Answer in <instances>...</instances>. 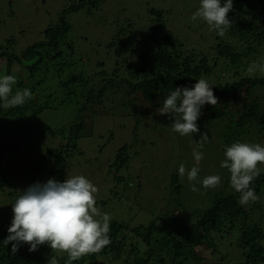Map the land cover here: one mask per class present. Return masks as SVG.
<instances>
[{
	"label": "rangeland",
	"instance_id": "1",
	"mask_svg": "<svg viewBox=\"0 0 264 264\" xmlns=\"http://www.w3.org/2000/svg\"><path fill=\"white\" fill-rule=\"evenodd\" d=\"M77 1L0 0V43L5 44L12 38L13 51H20L39 41L47 25L56 23L61 12L78 4ZM199 6L200 0H101L95 6L83 4L65 14L71 28L66 42L69 51L63 48L65 52L62 59L72 60L73 65L59 77L48 80L49 83L46 81L37 86L38 102L43 104L46 101L48 106L38 114H28L25 117L28 119L21 121V132L15 131L8 138L9 142L19 141L18 146L1 158L2 162H6L2 172L8 178L9 184L3 186L0 206L7 207L10 223L14 218L12 204L21 192L33 185L35 163L52 149L64 150L70 126L77 120H82L84 125L80 137L75 139V148L69 146L61 153L62 178L46 172L52 169L53 160L56 158L55 154L49 159L46 155L48 160L41 164V169L45 172L39 174L35 183H46L49 179L63 182L67 177L83 175L98 188L95 195L100 208L108 205L111 209L110 215L121 220L128 217L132 222L141 221L145 224L151 217L162 214L166 209L181 214L182 204L189 206V213L194 219L198 205L205 208L210 205L217 191L228 192L231 185L226 186L224 176L227 171L221 167L225 157L221 148L224 131L221 124L213 123L212 129L211 126L207 129L209 139L198 149L203 153V158L197 165L193 149L197 147L194 142H199L200 134L181 136L172 131L174 118L161 115V108L153 110L138 101H130L127 107L121 103L115 104V99L108 95L100 102L87 101L88 97L95 96V89L104 78H108L117 62L120 68L135 64L134 49L138 47L137 43L142 45L147 41L150 38V29L160 23L164 33L180 42L184 39L198 40L201 44L205 41L201 47L199 43L195 44L196 53L214 51L212 48L216 45V40L212 30H209L202 19H191ZM153 9L160 11L161 17L157 18L156 14L151 13ZM118 29L123 30L121 38H127L125 43L129 46L132 44L128 55L113 43ZM4 46L10 53L11 48ZM2 65L4 62L0 61V68ZM19 71V64H12L11 74ZM72 73L83 77L78 86L83 96L78 94L70 97L68 101L53 81ZM90 90L94 91L92 96L88 94ZM124 91L125 88H122L121 92ZM263 93L264 90L260 89L258 96ZM124 94L116 98H121V101L134 98L127 96L126 92ZM261 102L264 104V96L261 97ZM134 105L143 107V114L138 113L141 116L138 123ZM82 106L85 109H81ZM197 125L199 128L203 126ZM21 135H24V140L19 138ZM125 144L128 146L125 151L127 160L125 164L117 166V152ZM258 144L264 146V132L259 136ZM181 164L186 169L182 192L173 194L170 189L171 178L179 171ZM193 166H198L199 173L197 180L190 182L187 171ZM210 175H218L223 181L215 188L205 189L202 181ZM193 185L199 191H193ZM9 191H13L16 198L10 199L6 194ZM258 200L263 205V210L257 214L261 217L264 215V193ZM177 201H180L179 204ZM155 212L158 214L155 215ZM219 246L222 254L226 252L228 257L233 255L232 260L226 261L228 263L238 262L240 256H243L241 250L235 248V244L229 240H224ZM219 248L215 250V254H211L206 245L196 249L208 264H218L222 255Z\"/></svg>",
	"mask_w": 264,
	"mask_h": 264
},
{
	"label": "trees",
	"instance_id": "2",
	"mask_svg": "<svg viewBox=\"0 0 264 264\" xmlns=\"http://www.w3.org/2000/svg\"><path fill=\"white\" fill-rule=\"evenodd\" d=\"M77 2L78 4L63 10L56 23L47 25L39 41L26 48L13 51L12 38L5 44L0 43V61L4 62L0 68V76H15L17 82L13 85V93L27 88L32 94V98L26 100L22 106L11 109L0 107V194L4 193L3 186L9 184L8 178L2 172L6 162H2L1 158L9 151L15 150L19 142H9L8 138L13 133L21 132L19 125L21 121L28 119L25 118L28 114H38L48 106L46 101L43 104L38 102L37 86L59 77L73 65L72 60L62 59L65 52L63 48L69 51L66 42L71 28L65 14L83 4L95 6L101 0ZM224 2L225 0H221V5ZM151 13L156 14L157 18L162 15L154 9ZM228 18L232 21V26L224 36L211 31L207 25L214 34L216 45L212 48L214 51L200 54L194 51L198 40L184 39L180 42L179 39L164 33L161 23L152 27L150 38L142 45L137 43L138 47L134 49L135 64L120 68L117 62L108 78H104L101 85L95 89V96L88 97L87 101L100 102L108 95L115 99V104L121 103L128 107L130 101H138L147 108L156 110L162 108L164 100L176 87H191L196 80L204 78L218 98V104H205L202 107V114L197 121V124L203 125L199 128L200 132H206L210 126L212 129L213 123L221 124L224 128L221 146L223 154L227 147L235 142L257 144L259 136L264 132V104L261 102L264 93L258 96V91L264 90V73L257 71L255 74H249L247 68L253 61H264V0H233V10L228 13ZM123 34V30L118 29L113 43L128 55L132 44L129 46L125 43L127 38H121ZM204 43L205 41L199 43L200 47ZM4 45L11 48L10 53ZM15 62L19 64L20 71L11 74L10 68ZM56 79L53 83L63 92L66 100L69 101L70 97L78 94L83 96L78 90L79 83L83 81L82 75L72 73L67 74L65 78ZM122 88H125L124 93L126 92L127 96L134 98L122 101L121 98L117 99L119 95H125L121 92ZM93 93V90L88 91L91 96ZM85 106L81 109H85ZM135 106L133 109H137L135 119L138 123L141 118L138 113L143 114V107ZM83 125L82 120H77L70 126L64 150L69 146L75 148V139L80 137ZM19 138L25 139L24 135ZM127 149L125 144L118 150L115 159L117 166L125 164ZM64 150L52 149L46 154L48 159L52 154L56 157L52 169L46 172L57 175L59 179L62 178L61 153ZM46 155H42L35 163V178L32 184L39 174L45 172L42 171L41 164L48 160ZM225 159L226 157H223V161ZM260 167L264 169V165ZM223 169L227 171L224 178L226 186L229 187L230 171ZM183 180L179 171L172 175L170 189L173 194L182 192ZM222 181L223 178L220 183ZM251 187L260 198L264 193V171L252 182ZM229 188L228 192L217 191L210 205L205 208L198 205L199 213H196L194 219L189 213V206L182 204L181 214L166 209L162 214L151 217L146 224L141 221L132 222L128 217L121 220L115 215H110L111 209L108 205L102 209L96 202L95 206L110 216L108 235L111 243L100 252L86 255L72 264H208L196 248L206 245L211 254H215V250L224 240L234 243L235 248L242 252L240 260L233 264H264V215L257 216L263 210L262 202L257 200L255 203L241 205L238 203L239 193L231 186ZM6 194L12 200L16 198L13 191ZM179 202L177 201L178 204ZM8 213L7 207L0 206V264H48L51 256H56L59 264H65L67 254L52 252L47 245H40L36 251L30 252V245L21 243L15 254L11 251V243L5 246L3 241L9 235L8 229L11 226ZM158 213L155 212V215ZM219 250L222 251L220 248ZM232 258L233 255L228 257L227 253L223 252L218 264H231L226 261Z\"/></svg>",
	"mask_w": 264,
	"mask_h": 264
},
{
	"label": "clouds",
	"instance_id": "3",
	"mask_svg": "<svg viewBox=\"0 0 264 264\" xmlns=\"http://www.w3.org/2000/svg\"><path fill=\"white\" fill-rule=\"evenodd\" d=\"M232 10L233 0H225L223 5L221 0H200V6L191 19H202L211 30L224 36L232 26L228 18ZM247 71L249 74L264 73V61H253ZM16 82L13 75L0 76V107L22 106L32 98L27 88L13 93ZM205 104L216 106L218 98L208 81L201 78L191 87L179 86L172 90L160 109L161 115L174 118L172 131L181 136L200 134L199 142H194L197 147L193 149L197 165L203 158L198 149L209 139L208 133H200L197 125ZM224 155L226 159L221 162V167L230 171L231 187L239 193L238 203H255L259 197L251 184L264 171L260 167L264 165V146L235 142L227 147ZM185 173V166L181 164L179 175L184 177ZM198 173V166H193L187 171V179L190 182L197 180ZM219 183L218 175L207 176L202 181L205 189L215 188ZM192 190L199 191L195 185ZM97 192L98 188L83 175L67 177L63 182L49 179L46 183L30 185L12 204L14 218L3 244L11 243L14 254L21 243L29 244L30 252L36 251L40 245H47L52 252L67 254L65 264L100 252L111 243L108 235L110 216L95 206ZM48 264H59V261L56 256H51Z\"/></svg>",
	"mask_w": 264,
	"mask_h": 264
}]
</instances>
